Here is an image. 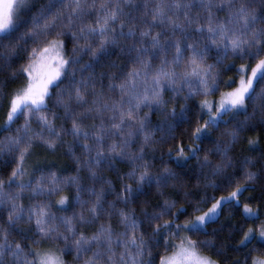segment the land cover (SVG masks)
Returning <instances> with one entry per match:
<instances>
[{"label": "snow or ice", "instance_id": "obj_1", "mask_svg": "<svg viewBox=\"0 0 264 264\" xmlns=\"http://www.w3.org/2000/svg\"><path fill=\"white\" fill-rule=\"evenodd\" d=\"M0 109V264H264L261 137L243 135L264 130V0H0ZM61 154L74 174L40 163ZM191 160L197 186L227 194L188 190ZM225 207L235 247L192 238Z\"/></svg>", "mask_w": 264, "mask_h": 264}, {"label": "trees", "instance_id": "obj_2", "mask_svg": "<svg viewBox=\"0 0 264 264\" xmlns=\"http://www.w3.org/2000/svg\"><path fill=\"white\" fill-rule=\"evenodd\" d=\"M33 3L36 4L37 7H39L41 4H47L48 0H32ZM71 48V44L69 43V49ZM87 59V58H86ZM214 62L213 60H209V63ZM225 63H233V61L230 59L228 61H226ZM235 63L238 65L240 63V61H235ZM17 67H19V65H17ZM229 78L235 80L237 79V73L236 70H232V71H228L225 72L222 77H221V89L225 90V83L227 81H229ZM15 85H10V87H14ZM235 86V85H233ZM217 98H218V94H217ZM193 102L189 101L188 102V106L189 108H192ZM251 107L249 108V111L251 112ZM195 112V110L193 109V113ZM177 113H179V108H177ZM193 113H189L188 115L191 116ZM153 124H158L160 123L161 118L158 117L157 115H152L151 117ZM225 119H230V117H226ZM238 120H243V116L237 117ZM3 120V109H0V122ZM179 121V116L177 117V122ZM20 124L23 123V120L19 121ZM15 127V126H14ZM35 127V125H34ZM187 127V124H183L181 125L178 129H177V136H179V134L181 132L184 131V129ZM223 131V129H221L220 131H213L212 134L204 141V143L201 145V147L205 150H209V149H213L215 148V144L214 141L220 140L221 142H223L224 140L227 139V137H224L221 135V132ZM8 133L2 134L0 135V139H3V135H7ZM159 133H157V137H159ZM244 136H260V143L258 145V151L254 154L256 157H261L264 156V130H262V128L260 126L257 127V130L255 132H245L243 134ZM167 147L168 145H164L162 147H157L155 153H154V160H155V164L159 165L161 159L167 161L168 160V156H167ZM248 145L246 140L241 139V141H239L232 149V154L237 157L238 159H243L244 156L246 155H253L252 153L248 152ZM163 153V155H162ZM201 155H203V153H201ZM5 159H7V157H5ZM210 159L213 160V162L218 161L219 157L216 156H211ZM41 165H47V166H52L53 164L56 166L57 169L60 170L61 173L65 174V175H71L74 174L73 173V169H74V164L72 163V161L65 155H57V156H49L47 159H41L40 161ZM169 167H172L174 171H179V169L176 168V165L169 162ZM121 170H125L123 169V167H121ZM186 171L188 173L187 176H182V179L184 180L187 189L192 191L193 193H199V196H203L204 192H207L208 196H219V195H226L227 192H217L214 191L212 188H208V189H204L203 188V184L201 183L200 186H197V181L194 178V175L196 173V161L195 160H191L188 162L187 166H186ZM231 171V170H229ZM106 176H110L111 178H115V173H106ZM257 191L256 193H254V195L259 196L261 191L264 190V179H262L260 182H258V184L256 185ZM67 195H69L71 197V190H66ZM250 195V193H245V196ZM199 198V197H198ZM181 202H183V198L181 196ZM256 203H259V201H257ZM179 207V205H177ZM208 206H210V203L208 204ZM75 202L72 201L70 199L69 204L67 205L66 210H59L60 206L55 204V201H53V212L57 215V216H63V215H71L73 208H75ZM260 213H261V220L264 221V206H262L260 208ZM260 221H257V223H259ZM240 223H243V221L241 220L239 214H233L232 210L229 209L228 207H225L224 211L222 212L219 220L213 224H211L208 229L207 232L209 233L208 235H203V234H198V235H194L192 238L199 240V241H211L216 248H220L221 244L225 245L227 249H231L233 247H235L238 237L235 234L234 229L236 227L239 226ZM213 230H215V234L213 235ZM231 236V238H229ZM257 244L256 241H253V244L250 245L249 247L255 246ZM206 254L211 255L214 259H216L217 257L214 255V252L212 249H207L206 250ZM228 256V262L227 264H236V261L239 259V261L241 262V264H243V256H244V252H239V253H234L231 251H226L225 253ZM73 254H69L66 257V262L67 264H73ZM221 264H224V262L222 261Z\"/></svg>", "mask_w": 264, "mask_h": 264}, {"label": "rangeland", "instance_id": "obj_3", "mask_svg": "<svg viewBox=\"0 0 264 264\" xmlns=\"http://www.w3.org/2000/svg\"><path fill=\"white\" fill-rule=\"evenodd\" d=\"M3 124V120L0 122V125H2Z\"/></svg>", "mask_w": 264, "mask_h": 264}]
</instances>
